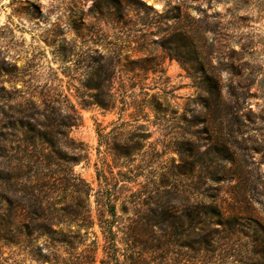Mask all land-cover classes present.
<instances>
[{"label": "rangeland", "instance_id": "374dc122", "mask_svg": "<svg viewBox=\"0 0 264 264\" xmlns=\"http://www.w3.org/2000/svg\"><path fill=\"white\" fill-rule=\"evenodd\" d=\"M126 1L0 0V167L24 175L0 183V213L77 236L74 251L39 232L0 242V264H64L94 239L102 248L111 220L115 231L186 236L180 213L209 204L246 214L238 251L221 264L260 263L247 218L264 225V0H140L153 10ZM183 31L201 42L236 113L222 133L201 104L200 76L162 46ZM101 79L103 91L88 88ZM44 122L54 147L27 132ZM215 136L236 164L211 162ZM170 249L187 262L188 249Z\"/></svg>", "mask_w": 264, "mask_h": 264}, {"label": "trees", "instance_id": "16d2710c", "mask_svg": "<svg viewBox=\"0 0 264 264\" xmlns=\"http://www.w3.org/2000/svg\"><path fill=\"white\" fill-rule=\"evenodd\" d=\"M126 2L132 5H140L147 10H153L151 6L140 0H127ZM107 3L116 8L121 7L120 0H108ZM173 38H170L166 45L164 43L162 46L171 52L173 51L172 44L175 45L177 50L174 56L183 59V66L191 70L193 75L200 76V87L206 95V99L203 98L201 104L209 113L207 118H210L212 114L215 121L214 126L222 133L224 127L229 129L237 117L230 105L227 106L228 98L224 97L222 93L219 77L208 73L200 60L201 42L193 36L192 32L188 31L178 35V37L174 35ZM150 70L158 71L156 68ZM107 82L108 79H101L88 88L99 93L108 87ZM231 97L236 100L238 96L231 93ZM99 105L109 107L108 104L105 106ZM205 120L207 124L211 122L208 119ZM52 129V124L44 122L41 123L40 130H37L35 135L34 127L27 132L30 133L31 140L35 138L48 146L54 147L56 142L51 139L52 133H54ZM232 132L229 130V133ZM227 144L229 143L223 136H215L213 144L208 148V152L212 157L211 162L226 164H236L238 162L234 152H231ZM200 161L198 160L199 165H203ZM23 177L24 175L15 174L9 164L0 167L1 184L10 183L14 179H22ZM88 195L89 192L86 191V199ZM115 211L114 208L109 211L114 219L116 218ZM243 214L241 211L227 214L213 204L204 207L203 205H196L193 211L180 213L181 217L189 219L192 234L185 236V234L173 233L169 237L158 235L157 232L115 231L117 227L115 222L111 220L107 226L101 224L104 229L102 230L104 239L102 248L94 239L92 245L82 250L81 253H68V258L65 259L64 264H182L178 259L180 255L171 250L172 247L188 249L187 262L183 264H221L220 259L225 257L223 252H231L232 255H235L238 251L239 247L234 237L240 233L239 227L243 226L240 223ZM247 214H252V212ZM19 217L17 213H10L9 211L0 213V242L8 246L18 243L21 235L30 236L34 232H39L47 239L63 244L70 251H74V244L77 241L76 234L54 230L51 220H47L46 224L44 223L38 227H30V213H23L22 221H19ZM247 220H249L248 228L254 226V230L252 229L254 234L256 237H261L252 246L255 250L254 254L260 258V263L257 264H264V247L261 244V240L264 241V225L248 218ZM154 225L161 228L159 223ZM178 225L177 217H174V220L168 226L176 229ZM212 226L213 229H210ZM205 232H211L212 235L207 233L202 235ZM183 236L186 237V242H182ZM100 248L103 256L98 260Z\"/></svg>", "mask_w": 264, "mask_h": 264}]
</instances>
